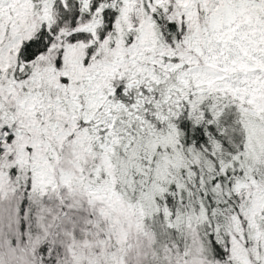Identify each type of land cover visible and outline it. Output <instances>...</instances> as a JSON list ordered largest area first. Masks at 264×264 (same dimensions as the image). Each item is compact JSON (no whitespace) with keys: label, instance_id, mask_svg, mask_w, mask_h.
<instances>
[{"label":"snow or ice","instance_id":"6c2138e0","mask_svg":"<svg viewBox=\"0 0 264 264\" xmlns=\"http://www.w3.org/2000/svg\"><path fill=\"white\" fill-rule=\"evenodd\" d=\"M0 264H264V0H0Z\"/></svg>","mask_w":264,"mask_h":264},{"label":"trees","instance_id":"16d2710c","mask_svg":"<svg viewBox=\"0 0 264 264\" xmlns=\"http://www.w3.org/2000/svg\"><path fill=\"white\" fill-rule=\"evenodd\" d=\"M27 207H28V209H30V210L33 212V214H34V212H35V208H34V206L31 204V202H29V204L27 205Z\"/></svg>","mask_w":264,"mask_h":264}]
</instances>
